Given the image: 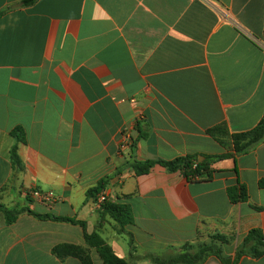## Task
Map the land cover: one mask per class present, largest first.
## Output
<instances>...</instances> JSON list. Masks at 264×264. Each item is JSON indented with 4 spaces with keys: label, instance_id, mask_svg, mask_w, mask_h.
I'll use <instances>...</instances> for the list:
<instances>
[{
    "label": "crops",
    "instance_id": "0c3cea01",
    "mask_svg": "<svg viewBox=\"0 0 264 264\" xmlns=\"http://www.w3.org/2000/svg\"><path fill=\"white\" fill-rule=\"evenodd\" d=\"M21 2L0 0V264H85L54 253L65 245L104 264L85 233L130 264L217 235L232 237L219 244L233 258L251 229L264 234V141L215 162L208 181L158 163L143 175L132 168L223 154L208 129L242 133L264 118V0ZM102 179L108 200L133 212L122 232L109 214L100 222L88 196ZM238 182L249 199L232 203ZM34 189L58 201L39 202Z\"/></svg>",
    "mask_w": 264,
    "mask_h": 264
},
{
    "label": "trees",
    "instance_id": "16d2710c",
    "mask_svg": "<svg viewBox=\"0 0 264 264\" xmlns=\"http://www.w3.org/2000/svg\"><path fill=\"white\" fill-rule=\"evenodd\" d=\"M35 2V0H22V6H28ZM207 133L216 140L226 152L220 155L204 156V160L200 161L201 155H186L178 157L173 160L165 161H146L132 163V168L137 175L147 174L151 168L156 164H160L170 172H181L182 175L190 182L193 181H208L213 178L215 169L212 165L220 160L233 158L236 160L237 155L247 153L256 147L259 143L264 141V118L259 124L246 132L231 133L226 123H220L210 129ZM19 141H24L23 135L15 134ZM13 158L17 161L15 149L13 151ZM107 181L102 179L99 184L88 191V196L97 199L98 195L105 191ZM261 188H264V179L259 183ZM228 195L232 203L246 202L249 199L247 187L238 182L236 186L228 188ZM256 210H261L259 207H254ZM7 221L10 223L14 220L15 215H12L9 210L4 209ZM100 222L103 221L106 215H110L115 219L122 232L125 226L132 224L134 216L131 208L127 205L116 204L107 200L101 205L99 209ZM55 220L70 221L78 223L85 227V223L69 218L54 217ZM85 238L90 246H94L100 254L104 264H130L126 260L118 257L113 248L106 243L97 233L87 234ZM232 237L217 235L212 238L210 243H202L197 246H187L180 254L170 258L152 257L158 264H201L207 257L214 255L218 257L224 264H237L243 256H250L253 258H261L264 256V234L261 229H251L244 239L239 243L236 248L235 254L232 257L224 256V252L219 243L230 244ZM83 248L65 245L56 247L54 253L61 255H73L81 257L85 264H92L91 261L82 255ZM84 257V258H83Z\"/></svg>",
    "mask_w": 264,
    "mask_h": 264
},
{
    "label": "built area",
    "instance_id": "2783aa9c",
    "mask_svg": "<svg viewBox=\"0 0 264 264\" xmlns=\"http://www.w3.org/2000/svg\"><path fill=\"white\" fill-rule=\"evenodd\" d=\"M31 197L39 202L45 204H53L58 201L55 193L53 191H43L39 189H34L31 191ZM108 200L105 191H102L97 199L95 200L96 205L100 208Z\"/></svg>",
    "mask_w": 264,
    "mask_h": 264
},
{
    "label": "rangeland",
    "instance_id": "374dc122",
    "mask_svg": "<svg viewBox=\"0 0 264 264\" xmlns=\"http://www.w3.org/2000/svg\"><path fill=\"white\" fill-rule=\"evenodd\" d=\"M205 243H210V242H209V241H206ZM199 244H202V243H199ZM199 244H198V245H199Z\"/></svg>",
    "mask_w": 264,
    "mask_h": 264
},
{
    "label": "water",
    "instance_id": "95a60500",
    "mask_svg": "<svg viewBox=\"0 0 264 264\" xmlns=\"http://www.w3.org/2000/svg\"><path fill=\"white\" fill-rule=\"evenodd\" d=\"M200 159H201V160H203V159H204V157H201Z\"/></svg>",
    "mask_w": 264,
    "mask_h": 264
}]
</instances>
